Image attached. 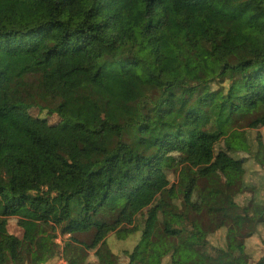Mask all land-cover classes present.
Listing matches in <instances>:
<instances>
[{"label":"trees","instance_id":"obj_1","mask_svg":"<svg viewBox=\"0 0 264 264\" xmlns=\"http://www.w3.org/2000/svg\"><path fill=\"white\" fill-rule=\"evenodd\" d=\"M260 127L264 0H0V264L44 263V236L65 264H95L110 234L133 229L145 240L126 264H219L233 246L237 264H264V213L240 215L233 200L264 193ZM230 134L248 157L220 143ZM197 186L230 199L238 222L209 209L224 247L179 240L157 209L185 215ZM6 217L32 226L15 234Z\"/></svg>","mask_w":264,"mask_h":264},{"label":"rangeland","instance_id":"obj_2","mask_svg":"<svg viewBox=\"0 0 264 264\" xmlns=\"http://www.w3.org/2000/svg\"><path fill=\"white\" fill-rule=\"evenodd\" d=\"M173 72H167L165 78L169 79L173 76ZM35 113V112H34ZM41 116H46L49 118V122L54 124L57 128H62L66 124V120L61 119L57 114L51 111H45L41 113ZM259 131H263L264 128L260 127ZM220 143L227 146H233L239 149V157H248L247 147L244 145L243 141L237 138L234 135H227L220 139ZM182 157V153L172 152L167 164H175ZM246 167L251 166L253 159H247ZM257 168L259 166L255 165ZM247 172H250V169L247 168ZM175 173V174H174ZM172 174L171 184L175 188L182 186V183L178 179V172L175 170ZM249 176L248 174L246 175ZM260 188L264 189V177L259 181ZM190 204L187 207L185 215H177V209L171 205L165 204V202H159L158 208L162 211V219L166 226L175 227V230L179 231L178 239L182 240H195L198 243L207 242L211 245L224 247L221 240V231L215 229L213 222V215L209 213L210 208H215L221 205L224 210L216 212L215 215L219 218H226L230 221L238 222V218L234 216V211L229 204V197L226 194H206L201 191L197 186L192 194ZM170 203H176L178 201H183V199L176 194L170 196ZM234 206L236 207L237 213L240 215L248 214L251 218H258L262 213H264L262 202L264 201V193H262L258 188L243 192L240 190L235 194ZM112 207L119 209L123 202H118L115 204L111 203ZM178 212L181 214V209H178ZM245 219L244 217H242ZM8 228L11 232L15 234H21L23 228H30L32 225L26 224L25 227L21 228L17 222L18 218L16 217H6L5 218ZM264 237V234H263ZM145 238L143 233L139 229L131 230L125 237L118 239L116 235L110 234L103 243L100 244L97 249L92 253L95 264H103L105 262L111 261L116 262L117 264H126L128 262V254L132 251L134 246L140 245L144 242ZM259 242V241H258ZM57 241H53L50 236H44L38 239V244L36 251L34 253V258L37 260L44 259L42 264H65L61 259L59 249L56 247ZM260 245L255 251V258L258 260L264 252V238L262 242H259ZM253 247L251 245L248 252H252ZM242 250L239 247H231V256L220 260L219 264H237L235 256L241 254ZM248 258L245 257L244 252V262H247ZM149 264H159V261L156 256H152L149 259ZM192 264V263H187Z\"/></svg>","mask_w":264,"mask_h":264},{"label":"crops","instance_id":"obj_3","mask_svg":"<svg viewBox=\"0 0 264 264\" xmlns=\"http://www.w3.org/2000/svg\"><path fill=\"white\" fill-rule=\"evenodd\" d=\"M171 229H175V227H170ZM178 236H180V235H178ZM181 241H185V239H182Z\"/></svg>","mask_w":264,"mask_h":264}]
</instances>
